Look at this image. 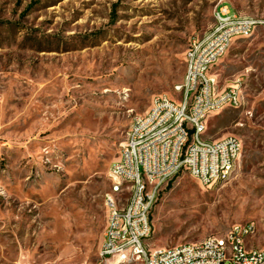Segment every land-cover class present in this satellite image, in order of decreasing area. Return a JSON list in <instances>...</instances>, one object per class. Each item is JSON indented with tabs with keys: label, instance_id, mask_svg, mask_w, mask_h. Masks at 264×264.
Returning a JSON list of instances; mask_svg holds the SVG:
<instances>
[{
	"label": "rangeland",
	"instance_id": "rangeland-1",
	"mask_svg": "<svg viewBox=\"0 0 264 264\" xmlns=\"http://www.w3.org/2000/svg\"><path fill=\"white\" fill-rule=\"evenodd\" d=\"M218 0H0V264H104L108 177L132 118L156 95L182 98L190 39ZM264 18V0H232ZM243 77L244 104L207 120L205 138L238 137L230 179L205 188L187 171L151 213L154 248L255 223L264 247V26L235 37L212 69ZM141 264V263H133Z\"/></svg>",
	"mask_w": 264,
	"mask_h": 264
},
{
	"label": "built area",
	"instance_id": "built-area-1",
	"mask_svg": "<svg viewBox=\"0 0 264 264\" xmlns=\"http://www.w3.org/2000/svg\"><path fill=\"white\" fill-rule=\"evenodd\" d=\"M237 13V21H230ZM213 17H223L222 31H211L189 42L186 74L177 90L182 98L155 96L150 111L134 115L118 158L108 177L115 193L105 196L107 224L100 249L104 264H264L263 248H243L242 238L256 233L255 223L233 225V235L208 236L196 243L154 248L151 213L164 189L187 171L202 187L213 188V178L234 173L243 143L229 136L205 138L208 118L225 108L244 104L243 77L222 85L212 69L227 54L235 37L249 38L264 18H246L234 10L232 0H218ZM264 225V218H263Z\"/></svg>",
	"mask_w": 264,
	"mask_h": 264
},
{
	"label": "bare ground",
	"instance_id": "bare-ground-1",
	"mask_svg": "<svg viewBox=\"0 0 264 264\" xmlns=\"http://www.w3.org/2000/svg\"><path fill=\"white\" fill-rule=\"evenodd\" d=\"M246 18H252V17L246 16ZM230 21H237V13H230ZM222 29H223V17H215L214 18V24H213V31H222ZM229 48L230 47H228V49ZM187 53H189V48L187 50ZM188 72H189V62H186V73H185L184 78H186V74ZM156 96H158V95H156ZM221 181H225V174H217V177L213 178V186L217 185ZM112 191H113V193H115V186L114 185H112ZM225 235H233V227ZM246 241H247V238H242L243 248H248ZM196 246H205V239H203L200 242H197Z\"/></svg>",
	"mask_w": 264,
	"mask_h": 264
}]
</instances>
